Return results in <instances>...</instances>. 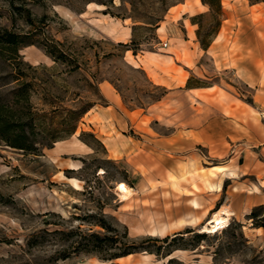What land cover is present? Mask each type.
Instances as JSON below:
<instances>
[{
  "label": "rangeland",
  "instance_id": "obj_1",
  "mask_svg": "<svg viewBox=\"0 0 264 264\" xmlns=\"http://www.w3.org/2000/svg\"><path fill=\"white\" fill-rule=\"evenodd\" d=\"M195 2L0 0V34L15 35L19 55L1 42L0 102L27 82L50 130L89 104L75 133L38 155L0 140V264H264V1L221 0L219 16ZM199 26L217 29L206 49ZM214 98L245 103L241 121L213 115ZM218 210L225 226L200 231ZM101 217L146 251H75L80 233H104L91 223Z\"/></svg>",
  "mask_w": 264,
  "mask_h": 264
},
{
  "label": "trees",
  "instance_id": "obj_2",
  "mask_svg": "<svg viewBox=\"0 0 264 264\" xmlns=\"http://www.w3.org/2000/svg\"><path fill=\"white\" fill-rule=\"evenodd\" d=\"M247 1L254 4L263 2L264 0ZM200 2L205 8H207V12L209 14L215 16H219L221 14V0H200ZM25 21L29 25H32L33 23L29 9H25ZM192 24H196V22H192ZM212 30H207V32L204 34H202V29L200 26L196 30V39L202 49H206L211 41L210 40L206 42L205 39L214 32V35L216 34L217 29L213 32ZM0 39V44L3 41V44H1L2 47H0L7 51L12 56V60L16 62L15 60L19 58V55L17 54L16 47L13 46L16 44L15 35L3 30V32L0 34ZM46 52L53 58L55 62L67 63V58L62 54V52L55 49V47L53 49H47ZM20 78L21 76L19 75L15 80L18 81ZM29 86L30 84L27 82L18 81L15 89L12 91L13 103L9 105L0 102V140L11 148L21 150L25 153L38 155L42 148H49L54 142L64 140L65 138L73 135L76 131L77 122L87 112L89 109V104H84V106H81L76 110L67 109L65 116L61 118L59 124L54 129L50 130L46 127V124L43 121L45 115L31 111L29 105ZM164 95L165 92H163L159 98L163 97ZM35 133L47 134L48 141H36V138L32 137V135ZM82 135H84V133H82ZM249 216V218L255 220L256 211L253 209ZM91 223L101 227L104 230V233H80L79 240L75 242V251L96 254L104 260H113L116 258L125 257L137 253L140 249L146 251L142 241L141 243L131 241L129 240L126 233L123 236L113 234L112 232L115 230L103 217H101L97 222ZM260 225L264 226V224ZM199 237L200 234L194 236V238ZM154 240L158 241L157 239ZM165 240L166 238H164L162 241Z\"/></svg>",
  "mask_w": 264,
  "mask_h": 264
},
{
  "label": "crops",
  "instance_id": "obj_3",
  "mask_svg": "<svg viewBox=\"0 0 264 264\" xmlns=\"http://www.w3.org/2000/svg\"><path fill=\"white\" fill-rule=\"evenodd\" d=\"M195 3H197V2H195ZM200 7H204V6L200 5ZM186 9H188V8H186ZM187 12H188V10H186V11L184 10L182 12V14H186ZM216 41L217 40L215 39L213 41V43H216ZM143 70L145 71V73L149 74L147 69L144 68ZM152 81L157 82V83H164L165 84V81H163L162 78H159V77H156V79L153 77ZM213 89H214L213 87H201V86H188L187 87L188 91H197L199 94L207 95V96H212V94H214L213 92H211ZM206 91H208V92H206ZM169 93H170L169 91H166L165 95H167ZM215 100H216V98H214L213 102L208 105V108L211 111H213V115H218V116H221V117H225V118L241 121L240 120L241 119V116H240V111L241 110L240 109H241V105L242 104L246 105L245 103L239 101L240 104H235L233 102H228L226 100L223 101V102H216ZM263 100H264V97H263ZM257 144L261 147L259 151L260 152L264 151V141L262 140V141H259V142L255 143V145H257ZM217 167H222V166L214 165V166L211 167V169H215Z\"/></svg>",
  "mask_w": 264,
  "mask_h": 264
},
{
  "label": "bare ground",
  "instance_id": "obj_4",
  "mask_svg": "<svg viewBox=\"0 0 264 264\" xmlns=\"http://www.w3.org/2000/svg\"><path fill=\"white\" fill-rule=\"evenodd\" d=\"M196 2L200 5H202L200 0H196ZM99 7H100L99 5H96V8H99ZM255 7H253V8H255ZM217 168H219V167H217ZM116 191L118 192V195L120 197L119 199L121 201L126 200V199H128L129 196H131V189L129 187H127L124 182L117 183ZM222 214H223L222 210L214 211L212 213V215L206 220L205 224L200 228V231L213 232V231L217 230L218 228L224 227L225 224L229 220V216H228L229 214H226V215H222Z\"/></svg>",
  "mask_w": 264,
  "mask_h": 264
},
{
  "label": "built area",
  "instance_id": "obj_5",
  "mask_svg": "<svg viewBox=\"0 0 264 264\" xmlns=\"http://www.w3.org/2000/svg\"><path fill=\"white\" fill-rule=\"evenodd\" d=\"M163 46L165 47L166 46V43H163Z\"/></svg>",
  "mask_w": 264,
  "mask_h": 264
}]
</instances>
